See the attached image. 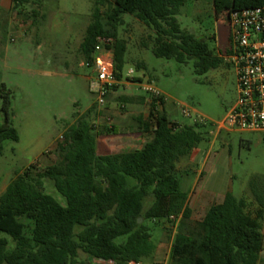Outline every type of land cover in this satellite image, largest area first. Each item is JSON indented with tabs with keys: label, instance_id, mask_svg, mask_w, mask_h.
<instances>
[{
	"label": "trees",
	"instance_id": "1",
	"mask_svg": "<svg viewBox=\"0 0 264 264\" xmlns=\"http://www.w3.org/2000/svg\"><path fill=\"white\" fill-rule=\"evenodd\" d=\"M12 9H40L46 0H11ZM191 0H114L106 11L103 0L93 2L80 53L92 65L99 44L111 48L115 71L121 79L127 44L118 36L125 15L133 16L154 32L156 58L191 62L197 75L224 64L210 39L182 30L178 16ZM264 5V0H234L237 9ZM38 15V11L33 10ZM213 38H211V41ZM229 53V49L227 51ZM145 68L141 63L138 69ZM140 81V79H135ZM11 93L0 86V155L6 141H19L11 119ZM147 97H120L127 104H143ZM148 99V98H147ZM149 98V115L136 120L141 134L151 139L139 150L99 154L96 130L87 111L68 127L56 151L60 161L33 173L17 175L0 196V264H80L79 255L116 264L142 263L155 253L147 221H165L181 215L172 241L170 264H258L264 252V176L248 184L250 200L228 192L199 222L191 219L188 194L181 189L177 164L203 139L205 125L171 121ZM46 182L63 198L45 191ZM152 204L146 209L145 203ZM142 220V223H139ZM125 238L124 241L121 239Z\"/></svg>",
	"mask_w": 264,
	"mask_h": 264
},
{
	"label": "rangeland",
	"instance_id": "2",
	"mask_svg": "<svg viewBox=\"0 0 264 264\" xmlns=\"http://www.w3.org/2000/svg\"><path fill=\"white\" fill-rule=\"evenodd\" d=\"M94 1L46 0L40 9L27 6L13 10L8 0L6 6L0 7V86L4 84L11 93V119L19 134L18 142L4 143L0 155V194L24 171L31 169L37 173L60 161L56 149L61 137L89 110L96 130L114 128L113 133L97 135L99 154L139 150L151 139L150 134L139 132L136 120L143 112L149 113V106L119 100L130 96L149 100L138 85L118 87L102 109L97 107L96 95L90 91L93 70L86 66L80 46L91 23ZM113 1L103 0L101 10L106 11ZM233 5L234 0H191L177 17L182 30L210 39L211 48L224 58V64L203 75L195 73L191 62L180 64L156 58L152 52L154 32L133 16L123 17L118 36L127 44L123 74L132 69L135 76L145 75L165 96V112L171 121L193 125L197 114L209 122L201 129L198 160L191 163L188 156L177 164L181 189L188 192L194 185L196 171L202 168L209 181L232 183V194L242 198L241 190L248 193L251 178L264 174V135L222 130L218 132L219 138L214 139L210 133L216 130V123L225 117L237 97L235 70L226 58L229 49L226 17ZM141 63L145 68L138 69ZM183 107L196 113L195 116L185 117ZM3 117L0 113L2 121ZM259 139L261 145H257ZM45 191L63 202L48 182ZM151 204L149 198L145 208ZM146 225L156 249L161 244V252L156 254L155 249L154 255L142 264H169L177 230H172L167 222L147 221ZM0 237L9 239L5 234ZM79 260L80 264H94L84 254L79 255Z\"/></svg>",
	"mask_w": 264,
	"mask_h": 264
},
{
	"label": "built area",
	"instance_id": "3",
	"mask_svg": "<svg viewBox=\"0 0 264 264\" xmlns=\"http://www.w3.org/2000/svg\"><path fill=\"white\" fill-rule=\"evenodd\" d=\"M229 53L227 61L233 66L237 78L235 104L225 117L216 123L213 134L222 130L228 132H248L264 134V5L237 9L230 13L228 22ZM93 70L90 91L96 95V105L104 108L108 97L122 85H138L157 108L163 109L166 103L163 93L145 76H135L132 69L118 79L115 71L114 54L111 48L99 44L93 54ZM140 81H135V79ZM183 107L182 114L192 118L196 113ZM194 123L207 125L209 122L196 114ZM63 139V137H61ZM181 215L170 216L165 220L172 230H177ZM94 264H116L113 261L93 259ZM128 264H142L131 261Z\"/></svg>",
	"mask_w": 264,
	"mask_h": 264
},
{
	"label": "crops",
	"instance_id": "4",
	"mask_svg": "<svg viewBox=\"0 0 264 264\" xmlns=\"http://www.w3.org/2000/svg\"><path fill=\"white\" fill-rule=\"evenodd\" d=\"M5 1H8V0H0V7L6 6L7 2L5 3ZM11 4H12V1H11ZM140 105L149 106V100L146 98L145 103L140 104ZM148 115L149 113L145 114V112H143L142 116L146 119ZM210 133L213 134L212 131ZM256 134H259V133H256ZM259 135H264V134H259ZM213 136H214V139L219 138L218 133L214 134ZM214 142L215 141H213L212 146L215 144ZM261 144L262 142L259 139V141L257 142V145H261ZM247 145H249V142H247ZM199 154H200V151L198 148H196L190 155L191 163H194L198 160ZM261 175L264 176V174H261ZM5 190L3 191V193L5 192ZM241 191L243 192L242 198H247L248 200H250L249 192L246 193V191L245 192L243 190ZM228 192L233 193L232 183H227L225 181L224 183H222L220 180L209 181L205 177L204 170L202 168L198 169L196 171V179H195L194 185H192L191 189L188 192H185L188 194V208L190 209L192 213L191 219L197 222L201 221L203 217L205 216L206 212L209 210V208L212 205L220 204L223 202ZM3 193H1L0 196ZM161 222H165V221H161ZM263 226H264V220H263ZM159 252H161V244L156 249V254H159ZM258 264H264V252H262V254L260 255Z\"/></svg>",
	"mask_w": 264,
	"mask_h": 264
},
{
	"label": "water",
	"instance_id": "5",
	"mask_svg": "<svg viewBox=\"0 0 264 264\" xmlns=\"http://www.w3.org/2000/svg\"><path fill=\"white\" fill-rule=\"evenodd\" d=\"M139 223H142V220H139Z\"/></svg>",
	"mask_w": 264,
	"mask_h": 264
}]
</instances>
